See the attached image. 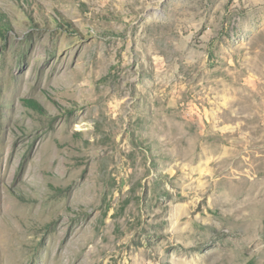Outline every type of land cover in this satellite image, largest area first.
Masks as SVG:
<instances>
[{"label":"rangeland","instance_id":"374dc122","mask_svg":"<svg viewBox=\"0 0 264 264\" xmlns=\"http://www.w3.org/2000/svg\"><path fill=\"white\" fill-rule=\"evenodd\" d=\"M0 264H264V0H0Z\"/></svg>","mask_w":264,"mask_h":264}]
</instances>
